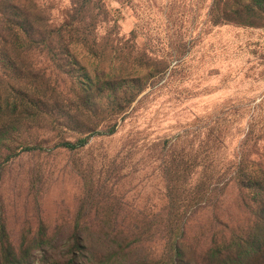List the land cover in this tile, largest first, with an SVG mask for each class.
I'll list each match as a JSON object with an SVG mask.
<instances>
[{"label": "rangeland", "instance_id": "1", "mask_svg": "<svg viewBox=\"0 0 264 264\" xmlns=\"http://www.w3.org/2000/svg\"><path fill=\"white\" fill-rule=\"evenodd\" d=\"M30 17L46 43L0 47V264H90L82 240L165 264L175 228L200 264L215 216L253 225L234 181L213 209L194 192L207 157L264 169V0H0Z\"/></svg>", "mask_w": 264, "mask_h": 264}, {"label": "trees", "instance_id": "2", "mask_svg": "<svg viewBox=\"0 0 264 264\" xmlns=\"http://www.w3.org/2000/svg\"><path fill=\"white\" fill-rule=\"evenodd\" d=\"M89 1L86 0L87 3ZM38 18L30 17V21L24 18L22 23L13 19L7 20L6 23L4 21L5 19L3 22L0 21V47L14 45L23 49L27 45L26 42H29L28 46L46 43L45 40L40 42L33 38L45 26L44 22ZM75 27H77V23L74 18L70 23H66L60 28V33L63 30L71 31ZM60 45L63 46L62 41H60ZM12 108L16 110L19 106L15 104ZM24 108L29 111V107ZM90 112L91 110H88L86 105H84L79 114H90ZM115 132L114 127L109 131V134ZM91 136L88 135L76 142H65L62 146L69 149L79 148L87 144ZM35 149H37L36 146H27L23 151H32ZM201 163L204 171L202 174L204 176L202 179L197 180L198 184L194 192L198 198L197 203H199L200 207L203 210L215 208L219 203L224 188L234 181L241 191L248 193V195H245L246 199L244 204L254 216L255 221L249 229L242 232L240 230L230 229L215 216L211 226V247L205 253L200 264H244L245 262H249L255 254L257 256H264V245H260V248L255 247V244L260 243L259 240L264 232V169L262 165L244 159L232 165L224 174H221V170L218 169L219 165L214 159L207 157L201 160ZM196 165V163H187L183 171H181V165L173 164V172L178 174L181 171L184 174L187 168H194ZM227 178L230 179L224 184V180L226 181ZM222 183L224 184L223 186ZM217 194L219 196L218 198ZM208 201L212 203L210 207H207ZM183 235L184 233L181 228L170 229L165 249L166 260H163L165 264H196L192 257L184 259ZM107 245L108 243L100 244L102 248L101 259L100 255L93 254L92 249L94 247L92 244H89L87 241H80L81 249L85 253L87 260H90V264H135L133 262L134 260L131 261L128 259V255L124 254L123 246H121V253H119L113 249L108 251L106 249ZM91 252L92 255H90ZM72 262L75 263L74 260Z\"/></svg>", "mask_w": 264, "mask_h": 264}]
</instances>
